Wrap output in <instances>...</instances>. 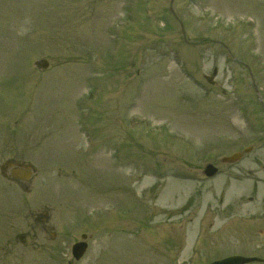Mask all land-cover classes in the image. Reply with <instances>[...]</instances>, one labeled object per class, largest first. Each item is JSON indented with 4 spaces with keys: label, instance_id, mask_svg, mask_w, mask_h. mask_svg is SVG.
<instances>
[{
    "label": "rangeland",
    "instance_id": "obj_1",
    "mask_svg": "<svg viewBox=\"0 0 264 264\" xmlns=\"http://www.w3.org/2000/svg\"><path fill=\"white\" fill-rule=\"evenodd\" d=\"M259 97L264 0H0V264L264 260Z\"/></svg>",
    "mask_w": 264,
    "mask_h": 264
},
{
    "label": "water",
    "instance_id": "obj_2",
    "mask_svg": "<svg viewBox=\"0 0 264 264\" xmlns=\"http://www.w3.org/2000/svg\"><path fill=\"white\" fill-rule=\"evenodd\" d=\"M38 66L47 68L48 63L44 62L42 65L38 64ZM249 151V150H248ZM242 157L241 154H235L232 157L229 158H224L223 162L224 163H234L238 160H240ZM28 170H16L13 172V176L16 177L17 179L20 180H29L32 176V171H30V167L27 166ZM218 170L214 168L212 165L207 166L205 170V174L208 177H214L217 174ZM85 238V237H84ZM87 245L86 244H78L74 248V255L77 259H80L86 252ZM254 262H263V260H260L258 258H246V257H241V256H233L229 257L220 261H216L212 264H251Z\"/></svg>",
    "mask_w": 264,
    "mask_h": 264
},
{
    "label": "flooded vegetation",
    "instance_id": "obj_3",
    "mask_svg": "<svg viewBox=\"0 0 264 264\" xmlns=\"http://www.w3.org/2000/svg\"><path fill=\"white\" fill-rule=\"evenodd\" d=\"M9 164H10V163L7 162V165H9ZM13 168H14V167H5L4 170H5V171H11ZM5 171H4V172H5Z\"/></svg>",
    "mask_w": 264,
    "mask_h": 264
}]
</instances>
